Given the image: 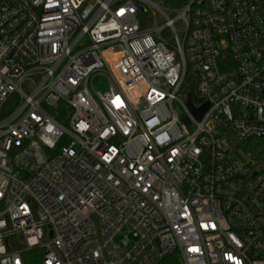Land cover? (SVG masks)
<instances>
[{"label":"built area","instance_id":"built-area-1","mask_svg":"<svg viewBox=\"0 0 264 264\" xmlns=\"http://www.w3.org/2000/svg\"><path fill=\"white\" fill-rule=\"evenodd\" d=\"M251 139L264 0H0V264H264Z\"/></svg>","mask_w":264,"mask_h":264},{"label":"trees","instance_id":"trees-1","mask_svg":"<svg viewBox=\"0 0 264 264\" xmlns=\"http://www.w3.org/2000/svg\"><path fill=\"white\" fill-rule=\"evenodd\" d=\"M195 88L189 87L188 91L195 93ZM232 151L239 159L251 168H257L264 172V148L257 140L238 141L232 140ZM43 250H33L25 254L28 264H41Z\"/></svg>","mask_w":264,"mask_h":264},{"label":"rangeland","instance_id":"rangeland-1","mask_svg":"<svg viewBox=\"0 0 264 264\" xmlns=\"http://www.w3.org/2000/svg\"><path fill=\"white\" fill-rule=\"evenodd\" d=\"M67 142L66 138L63 136L58 144L56 149L51 150V149H47L46 153L48 155L54 154L57 152V150L59 149L60 146L65 145ZM18 166L15 169V172L17 173L18 177L24 181H29L32 176H33V171H30V167L29 165H26L27 163V159L25 157H20L17 160Z\"/></svg>","mask_w":264,"mask_h":264},{"label":"water","instance_id":"water-1","mask_svg":"<svg viewBox=\"0 0 264 264\" xmlns=\"http://www.w3.org/2000/svg\"><path fill=\"white\" fill-rule=\"evenodd\" d=\"M188 104L189 106L191 107L193 113L195 114V116L200 119L204 113L206 112L209 104L208 103H205L203 106H201L200 108H194L193 105H192V101H191V95L189 94L188 96ZM187 121V119H186Z\"/></svg>","mask_w":264,"mask_h":264}]
</instances>
